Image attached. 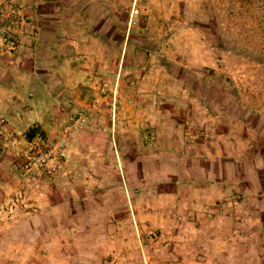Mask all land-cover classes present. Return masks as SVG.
<instances>
[{"label": "rangeland", "instance_id": "374dc122", "mask_svg": "<svg viewBox=\"0 0 264 264\" xmlns=\"http://www.w3.org/2000/svg\"><path fill=\"white\" fill-rule=\"evenodd\" d=\"M15 77L65 115H0V264H264V0H0Z\"/></svg>", "mask_w": 264, "mask_h": 264}, {"label": "crops", "instance_id": "0c3cea01", "mask_svg": "<svg viewBox=\"0 0 264 264\" xmlns=\"http://www.w3.org/2000/svg\"><path fill=\"white\" fill-rule=\"evenodd\" d=\"M18 61L15 63L17 65H21L23 60L19 62ZM38 62L39 61L37 60L36 62L31 61L32 64L38 63ZM46 63L48 62L46 61ZM14 79H12L13 83H11V85H5V82L1 83L0 81V113H1L0 115L4 116L6 120L9 121L7 125L12 126L13 128H17L18 130H22V128H25L26 125L29 123L27 119L29 117L31 118V116L34 115L33 117H35V120H34L35 123L37 124L39 123L45 126V129L47 130L53 128L57 124L56 123L57 115H60V114L62 116L65 115V107L61 105L60 108L55 107L45 112L44 110H41L38 102L40 101L42 94L45 95V99L47 100H50V99L56 100L55 93L50 92V89L47 86L45 89L41 87L42 92L32 93L31 97H29L31 101H29L27 99L28 97L27 94L23 93L22 91L26 82H21L19 80H16V77ZM48 93L52 94L53 96L51 97L48 96ZM64 96H65V93L60 97L62 102H64L65 100ZM34 97L36 98L34 99ZM51 115L53 117H51ZM46 116H48L47 120L45 118ZM50 117H51V120H50ZM4 170H6V168H4ZM190 213H193V212H190Z\"/></svg>", "mask_w": 264, "mask_h": 264}, {"label": "built area", "instance_id": "2783aa9c", "mask_svg": "<svg viewBox=\"0 0 264 264\" xmlns=\"http://www.w3.org/2000/svg\"><path fill=\"white\" fill-rule=\"evenodd\" d=\"M63 143L64 141L50 145L42 135L34 136L30 142L33 150V154L29 158L30 169L51 171L55 167L52 166L53 163L58 161L57 148L61 147Z\"/></svg>", "mask_w": 264, "mask_h": 264}, {"label": "trees", "instance_id": "16d2710c", "mask_svg": "<svg viewBox=\"0 0 264 264\" xmlns=\"http://www.w3.org/2000/svg\"><path fill=\"white\" fill-rule=\"evenodd\" d=\"M218 81H221L219 78L217 79ZM224 80V79H223ZM217 84H220V83H217ZM228 84H229V82H228ZM219 89L217 88V91H218ZM231 90H233L229 85H226L224 88H223V90L221 91V95H222V97L223 98H218V99H222V100H220V101H222V102H225V101H231L233 98H234V96H235V89L233 90V91H231ZM220 91V90H219ZM225 97V98H224ZM232 108H230L229 109V114H234V112L231 110ZM235 114H238L239 115V113L237 112V113H235ZM247 187H248V185H247Z\"/></svg>", "mask_w": 264, "mask_h": 264}]
</instances>
